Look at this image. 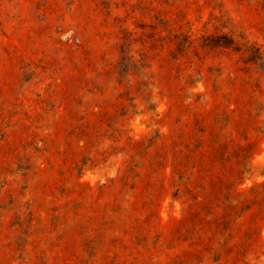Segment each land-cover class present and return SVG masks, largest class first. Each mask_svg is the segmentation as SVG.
Returning <instances> with one entry per match:
<instances>
[{
    "label": "rangeland",
    "instance_id": "374dc122",
    "mask_svg": "<svg viewBox=\"0 0 264 264\" xmlns=\"http://www.w3.org/2000/svg\"><path fill=\"white\" fill-rule=\"evenodd\" d=\"M0 264H264V0H0Z\"/></svg>",
    "mask_w": 264,
    "mask_h": 264
}]
</instances>
